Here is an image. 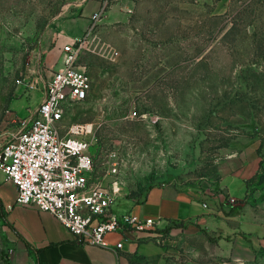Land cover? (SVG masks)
I'll return each mask as SVG.
<instances>
[{"label": "rangeland", "instance_id": "obj_1", "mask_svg": "<svg viewBox=\"0 0 264 264\" xmlns=\"http://www.w3.org/2000/svg\"><path fill=\"white\" fill-rule=\"evenodd\" d=\"M82 1L0 0V129L29 120L41 100L33 79L60 66L69 36L83 39L91 90L62 125L90 143L95 177L116 165L117 210L155 188L210 210L193 231L156 227L134 264H226L238 222L264 237V0H109L96 21ZM17 248L3 208L0 264H15Z\"/></svg>", "mask_w": 264, "mask_h": 264}, {"label": "built area", "instance_id": "obj_2", "mask_svg": "<svg viewBox=\"0 0 264 264\" xmlns=\"http://www.w3.org/2000/svg\"><path fill=\"white\" fill-rule=\"evenodd\" d=\"M108 1L101 0L94 21ZM85 45L83 39L64 44L60 67L50 77L35 76L31 88L41 91L39 105L19 129H0V172L15 187L17 205L52 215L78 245L108 248L107 234L150 236L157 222L131 208L117 210L116 165H110L106 176L95 177L90 143L62 125L68 106L85 101L91 90L89 76L78 64ZM107 176L109 182L104 181ZM113 248L121 249V244Z\"/></svg>", "mask_w": 264, "mask_h": 264}, {"label": "crops", "instance_id": "obj_3", "mask_svg": "<svg viewBox=\"0 0 264 264\" xmlns=\"http://www.w3.org/2000/svg\"><path fill=\"white\" fill-rule=\"evenodd\" d=\"M99 4L100 0L82 1V14L89 17L99 8ZM76 38V35L69 36L65 44ZM59 56L61 61V53ZM247 163L251 171L256 170L255 159H250ZM15 200V187L5 181L0 186V201L6 209L7 222L17 238L20 258L15 264H130L139 255L140 241L147 237L144 233L129 235L128 238L112 233L104 238L108 248L78 245L52 215L39 212L31 206L17 205ZM203 204V200L188 193L172 188H155L149 191L144 203L134 205L131 209L135 214L155 219L159 229H163L168 223H176L193 231L197 226H205L211 221L208 215L210 210L204 208ZM238 228L228 253L231 261L226 264H246L255 260L258 252L264 253V237H258L253 231L247 232L242 222H238ZM245 231L250 234L246 235L247 240L238 234ZM118 243L121 244V249H114Z\"/></svg>", "mask_w": 264, "mask_h": 264}, {"label": "trees", "instance_id": "obj_4", "mask_svg": "<svg viewBox=\"0 0 264 264\" xmlns=\"http://www.w3.org/2000/svg\"><path fill=\"white\" fill-rule=\"evenodd\" d=\"M145 202V199H144V201H142V202H139V199L137 198V199H135V205H139V204H142V203H144ZM3 209V206H2V203H1V201H0V210H2ZM222 212H223V214H224V216H226V217H231V216H233L234 215V212H233V210L232 209H229V210H222ZM130 264H134V261H133V259L131 260V263Z\"/></svg>", "mask_w": 264, "mask_h": 264}, {"label": "water", "instance_id": "obj_5", "mask_svg": "<svg viewBox=\"0 0 264 264\" xmlns=\"http://www.w3.org/2000/svg\"><path fill=\"white\" fill-rule=\"evenodd\" d=\"M225 193H227V191H225Z\"/></svg>", "mask_w": 264, "mask_h": 264}]
</instances>
